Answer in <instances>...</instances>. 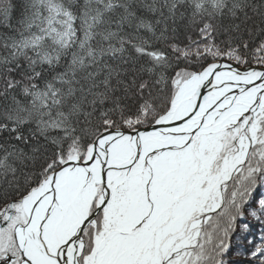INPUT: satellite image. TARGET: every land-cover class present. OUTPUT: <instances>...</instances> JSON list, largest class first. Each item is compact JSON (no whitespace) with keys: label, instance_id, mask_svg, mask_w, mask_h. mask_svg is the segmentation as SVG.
Instances as JSON below:
<instances>
[{"label":"snow or ice","instance_id":"1","mask_svg":"<svg viewBox=\"0 0 264 264\" xmlns=\"http://www.w3.org/2000/svg\"><path fill=\"white\" fill-rule=\"evenodd\" d=\"M0 264H264V0H0Z\"/></svg>","mask_w":264,"mask_h":264},{"label":"trees","instance_id":"2","mask_svg":"<svg viewBox=\"0 0 264 264\" xmlns=\"http://www.w3.org/2000/svg\"><path fill=\"white\" fill-rule=\"evenodd\" d=\"M234 243H235V239H234Z\"/></svg>","mask_w":264,"mask_h":264}]
</instances>
